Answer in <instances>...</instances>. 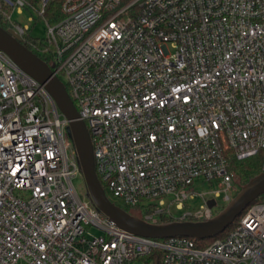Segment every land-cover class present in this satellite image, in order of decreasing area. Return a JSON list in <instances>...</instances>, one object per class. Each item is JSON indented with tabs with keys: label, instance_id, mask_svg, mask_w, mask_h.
Wrapping results in <instances>:
<instances>
[{
	"label": "built area",
	"instance_id": "built-area-1",
	"mask_svg": "<svg viewBox=\"0 0 264 264\" xmlns=\"http://www.w3.org/2000/svg\"><path fill=\"white\" fill-rule=\"evenodd\" d=\"M49 1L0 0V26L68 89L110 201L153 225L203 222L209 200L232 199L227 151L262 152L264 172V0H63L45 40H29L12 13L43 18ZM67 126L0 51V264H264V201L204 248L117 228L73 187ZM198 182L220 190L199 194ZM196 197L197 210L171 215Z\"/></svg>",
	"mask_w": 264,
	"mask_h": 264
},
{
	"label": "water",
	"instance_id": "water-1",
	"mask_svg": "<svg viewBox=\"0 0 264 264\" xmlns=\"http://www.w3.org/2000/svg\"><path fill=\"white\" fill-rule=\"evenodd\" d=\"M0 51L21 71L45 87L61 115L68 121L66 132L76 152L85 184V196L95 210L117 228L133 235L152 239L187 237L194 240H206L222 234L247 206L254 204L264 195V172H261L248 180L229 203L208 221H171L153 225L131 215L106 196L95 174L88 131L85 124L79 120L77 110L64 84L53 74L47 63L22 44L20 37L1 26ZM207 206L214 207L215 201L209 200Z\"/></svg>",
	"mask_w": 264,
	"mask_h": 264
},
{
	"label": "rangeland",
	"instance_id": "rangeland-1",
	"mask_svg": "<svg viewBox=\"0 0 264 264\" xmlns=\"http://www.w3.org/2000/svg\"><path fill=\"white\" fill-rule=\"evenodd\" d=\"M23 13L17 14L12 13V20L19 23L22 26L27 25L28 31L26 32V37L29 40L35 41L37 43H41L45 40L46 34H47V26H46V20L40 16L35 11H29L26 9H23ZM28 18H32V21H28ZM73 187L79 197L81 199H84L85 197V184L82 175H78L72 180ZM233 184H234V191L231 193V198H233L240 190L241 182L237 177H233ZM196 192L201 193H207L208 191H214L218 190V186L215 182H212L211 184L205 183V182H198L195 185ZM220 190V189H219ZM210 197V196H206ZM112 199V198H111ZM113 200V199H112ZM114 201V200H113ZM203 203V200L200 197H196L193 200H188L185 204L182 210L178 211L175 209V207L172 205L170 208V213L173 217L178 218L179 216L183 215L184 213L188 211H195L198 209V207ZM119 204V203H118ZM228 202H224L222 200V196L217 198L215 201V206L213 207V211L216 212V214L221 211ZM133 216L137 215L133 212ZM167 222V221H165ZM234 223V222H233ZM232 230V229H231ZM91 234L93 235H99V232L92 229ZM137 264V263H134Z\"/></svg>",
	"mask_w": 264,
	"mask_h": 264
},
{
	"label": "trees",
	"instance_id": "trees-1",
	"mask_svg": "<svg viewBox=\"0 0 264 264\" xmlns=\"http://www.w3.org/2000/svg\"><path fill=\"white\" fill-rule=\"evenodd\" d=\"M63 0H50L46 6V10L45 13L43 15V18L46 20V22H48V24L52 25L57 23L60 19H61V15H60V5L62 3ZM27 49L30 50V47L26 44V43H22ZM45 63H47L48 65H50L49 60L46 57L40 56L38 55ZM68 92V89H66ZM226 158H227V162H228V170L233 174V177H237L240 182H241V186H244L248 180H250L251 178L255 177L256 175L260 174L262 172V152L257 153L256 155L250 156L246 159L243 160H238L236 159V157L234 156V154L230 151L226 152ZM112 201V200H111ZM264 201V195L259 197L255 203L257 202H262ZM115 205H117L119 208H121L122 210L130 213L131 215L134 213H136L137 215L135 217L137 218H141V214L135 210V209H131L128 208L126 206H123L121 204H118L115 201H112ZM240 218V216H238L234 223L232 225H230L229 227H227V229L220 235L210 238V239H206V240H197L196 241V246L199 248H204L207 245L211 244L214 240L216 239H220L224 236H226L231 229L235 226L236 222L238 221V219ZM167 222H171V219H167Z\"/></svg>",
	"mask_w": 264,
	"mask_h": 264
}]
</instances>
